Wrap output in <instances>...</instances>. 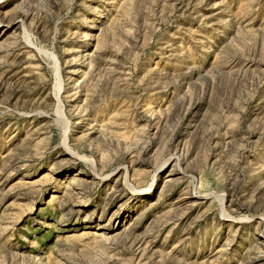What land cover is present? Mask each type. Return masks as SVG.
<instances>
[{
  "label": "rangeland",
  "instance_id": "rangeland-1",
  "mask_svg": "<svg viewBox=\"0 0 264 264\" xmlns=\"http://www.w3.org/2000/svg\"><path fill=\"white\" fill-rule=\"evenodd\" d=\"M0 264H264V0H0Z\"/></svg>",
  "mask_w": 264,
  "mask_h": 264
}]
</instances>
